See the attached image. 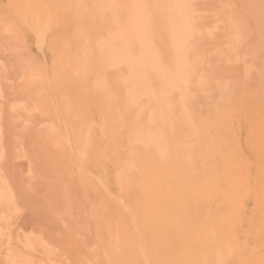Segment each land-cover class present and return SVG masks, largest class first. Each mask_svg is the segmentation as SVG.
<instances>
[{"label": "bare ground", "instance_id": "bare-ground-1", "mask_svg": "<svg viewBox=\"0 0 264 264\" xmlns=\"http://www.w3.org/2000/svg\"><path fill=\"white\" fill-rule=\"evenodd\" d=\"M20 14L32 121L63 160L46 215L87 264H264V0H27ZM9 184L0 166V258L26 264ZM19 240L58 264L41 235Z\"/></svg>", "mask_w": 264, "mask_h": 264}, {"label": "rangeland", "instance_id": "rangeland-1", "mask_svg": "<svg viewBox=\"0 0 264 264\" xmlns=\"http://www.w3.org/2000/svg\"><path fill=\"white\" fill-rule=\"evenodd\" d=\"M26 2L0 0V166L10 181L9 195L15 199L6 205L5 212L11 213L9 227L17 238L14 245L21 258H28L26 264L50 262L47 249L40 244L35 250L24 247L19 240L23 233L41 235L53 249L51 254L58 264H87L83 241L70 237L54 217L46 215L51 209L48 203L57 198L54 185L63 172V160L43 130L33 123L30 113L32 106L40 107L42 102L30 94L33 90H27L33 85H28L24 56L28 47L27 25L20 14ZM46 63L45 60L41 64ZM37 90L41 88L38 86ZM0 264L7 263L0 258Z\"/></svg>", "mask_w": 264, "mask_h": 264}]
</instances>
